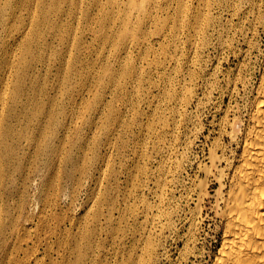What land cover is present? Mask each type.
<instances>
[{"label": "rangeland", "instance_id": "rangeland-1", "mask_svg": "<svg viewBox=\"0 0 264 264\" xmlns=\"http://www.w3.org/2000/svg\"><path fill=\"white\" fill-rule=\"evenodd\" d=\"M179 1L123 44L97 0H0V264H211L217 184L199 167L238 151L225 133L250 110L264 25L249 45L216 0L222 37L193 54L199 0Z\"/></svg>", "mask_w": 264, "mask_h": 264}, {"label": "bare ground", "instance_id": "bare-ground-1", "mask_svg": "<svg viewBox=\"0 0 264 264\" xmlns=\"http://www.w3.org/2000/svg\"><path fill=\"white\" fill-rule=\"evenodd\" d=\"M97 1L99 2L97 6L102 8L101 11L106 7L112 10L113 14L109 16V20H113V15L117 14L120 27L119 35L117 36V31H114L112 24H110V31L112 30L113 34H116L114 42H117L119 37L124 44L127 36L136 41L138 34L144 29V25L149 22L154 21L162 32L166 21L160 20L156 14L166 11L170 6L169 3L173 0H169V2L167 0ZM177 2L180 17L184 14L185 6L179 0ZM218 3L219 7L224 8L230 16H236L243 26L247 25L246 32L238 30L235 33H239L245 42L249 40L248 43L251 45L252 36L248 37V34H255L256 30L264 25V14L260 12V4L257 5L256 0H224L223 2L218 1ZM216 4V0H199V9L188 26L190 28L189 42L193 54L201 49L199 46L203 45L207 31L214 24L217 27V34L220 31L222 37L221 30L224 25L215 23L207 14V11L214 8ZM145 35L146 33L143 34V36ZM234 43H236L235 35L228 44L232 46ZM257 50L259 52V68L256 82L252 87L254 95L248 115L246 114L247 118H234L228 123L229 130L225 133L230 144H234L238 151L228 156L224 152L217 155L216 152H213L217 151L214 149L208 155L209 166L199 167L205 176L211 174L214 181L211 184H217L213 191V203L209 212L219 219L221 240L220 247L211 264H264V46L263 48L258 46ZM245 54L247 55V52ZM234 84L235 82H233ZM244 85L246 84L244 83ZM186 89L185 85L183 95L188 97L190 92ZM221 151L223 150L221 149ZM211 184H209V188ZM208 197L209 192L205 190L198 196L196 201L198 211L192 214L193 222L201 215L200 207ZM155 212L157 213L159 210L156 209ZM155 216L156 214L153 219ZM192 257L196 258L198 254L195 252L183 254L184 264H194L191 261Z\"/></svg>", "mask_w": 264, "mask_h": 264}]
</instances>
